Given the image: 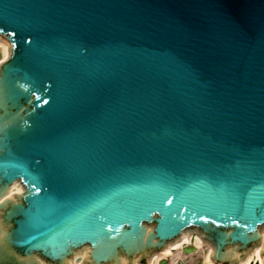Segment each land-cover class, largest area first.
I'll use <instances>...</instances> for the list:
<instances>
[{
  "label": "water",
  "instance_id": "water-1",
  "mask_svg": "<svg viewBox=\"0 0 264 264\" xmlns=\"http://www.w3.org/2000/svg\"><path fill=\"white\" fill-rule=\"evenodd\" d=\"M0 33V264L260 238L264 0H0Z\"/></svg>",
  "mask_w": 264,
  "mask_h": 264
},
{
  "label": "bare ground",
  "instance_id": "bare-ground-1",
  "mask_svg": "<svg viewBox=\"0 0 264 264\" xmlns=\"http://www.w3.org/2000/svg\"><path fill=\"white\" fill-rule=\"evenodd\" d=\"M10 52V45L8 41L0 36V59L3 57L5 58L7 54ZM194 240L192 250L190 252L184 253L182 252V249H174L171 248V245H168L162 252H159L154 255L152 261L154 262L152 264H159L158 261L162 258H165L170 255V261L168 264H174L175 261L181 260V261H191L197 258H203V264H213V262L210 260V249L211 246L204 241V239H201L199 236L193 237L191 234L183 235L182 243L187 242L189 240ZM181 244V243H180ZM177 245V244H175ZM186 245V244H185ZM255 252L257 254V258L260 260V264H264V258L259 254V249L255 248ZM255 254H251L249 257H247L245 260L249 261L250 259H254ZM245 261V262H246ZM258 261V260H257ZM241 264H244L242 262ZM247 264H257V262H249Z\"/></svg>",
  "mask_w": 264,
  "mask_h": 264
},
{
  "label": "flooded vegetation",
  "instance_id": "flooded-vegetation-1",
  "mask_svg": "<svg viewBox=\"0 0 264 264\" xmlns=\"http://www.w3.org/2000/svg\"><path fill=\"white\" fill-rule=\"evenodd\" d=\"M169 261H170V260H169L168 258H162V259H160V260L158 261V263H159V264H168ZM199 261H200V259L197 258V259H194V260L189 261L188 263H189V264H196V263L199 262Z\"/></svg>",
  "mask_w": 264,
  "mask_h": 264
},
{
  "label": "snow or ice",
  "instance_id": "snow-or-ice-1",
  "mask_svg": "<svg viewBox=\"0 0 264 264\" xmlns=\"http://www.w3.org/2000/svg\"><path fill=\"white\" fill-rule=\"evenodd\" d=\"M40 189H37V191H39ZM202 219H206V217H202Z\"/></svg>",
  "mask_w": 264,
  "mask_h": 264
}]
</instances>
